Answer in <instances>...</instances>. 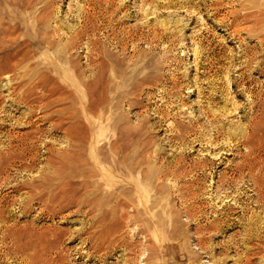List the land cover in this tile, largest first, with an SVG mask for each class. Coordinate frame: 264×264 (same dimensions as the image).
Masks as SVG:
<instances>
[{
    "label": "rangeland",
    "instance_id": "374dc122",
    "mask_svg": "<svg viewBox=\"0 0 264 264\" xmlns=\"http://www.w3.org/2000/svg\"><path fill=\"white\" fill-rule=\"evenodd\" d=\"M0 264H264V0H0Z\"/></svg>",
    "mask_w": 264,
    "mask_h": 264
},
{
    "label": "bare ground",
    "instance_id": "6f19581e",
    "mask_svg": "<svg viewBox=\"0 0 264 264\" xmlns=\"http://www.w3.org/2000/svg\"><path fill=\"white\" fill-rule=\"evenodd\" d=\"M202 242H205V240H204V241H202Z\"/></svg>",
    "mask_w": 264,
    "mask_h": 264
}]
</instances>
